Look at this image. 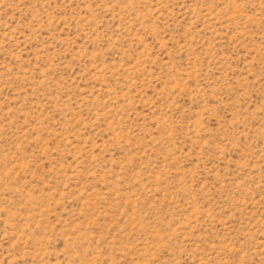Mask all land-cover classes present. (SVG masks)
<instances>
[{
    "label": "rangeland",
    "instance_id": "1",
    "mask_svg": "<svg viewBox=\"0 0 264 264\" xmlns=\"http://www.w3.org/2000/svg\"><path fill=\"white\" fill-rule=\"evenodd\" d=\"M0 264H264V0H0Z\"/></svg>",
    "mask_w": 264,
    "mask_h": 264
}]
</instances>
